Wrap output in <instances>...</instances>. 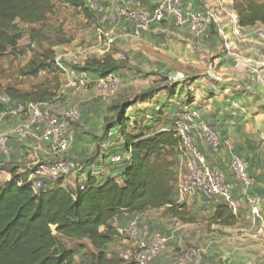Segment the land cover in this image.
Listing matches in <instances>:
<instances>
[{
	"label": "trees",
	"instance_id": "obj_1",
	"mask_svg": "<svg viewBox=\"0 0 264 264\" xmlns=\"http://www.w3.org/2000/svg\"><path fill=\"white\" fill-rule=\"evenodd\" d=\"M57 5H66L73 11H79L87 19L94 15L81 0H0V59L8 54H16L26 36L30 42L29 48L49 42L38 26L48 22ZM233 11L242 29L259 25L264 27L262 1L234 0ZM201 13L207 17L206 12ZM25 26L31 28L27 33L23 29ZM210 30L211 39L216 34L219 37L213 20ZM69 43L67 38L62 37L52 47ZM127 61L117 59L115 54L108 51L101 57H90L82 64L67 67L93 86L94 82L110 76L119 81L117 76L129 68ZM58 70L57 54L53 49H45L40 57L31 60L29 66L23 69L22 75L35 78L42 72L56 74ZM178 87L168 86L170 95L167 101L181 95ZM4 96L9 103L0 104V113L7 112V116L9 108L20 106L28 109L30 105L46 104L56 97L40 86L25 92L6 88ZM154 98L153 90H150L136 96L134 100L110 108L113 116L105 118L104 130L110 133L117 129L120 132L117 143L122 141L119 147L113 148V158L121 159L118 163H111L115 167L113 171L117 172L115 176L100 178L95 175L97 171L90 170L84 180L77 181L75 187L66 185L64 179L54 183L53 188H47L48 182L45 181L44 187L35 192L27 174L18 175L15 169L11 170V180L0 186V264H75L77 254L67 248L65 240L88 241L92 247L90 264H138L136 261L124 263L107 256L106 249L120 236L119 227L114 226L116 220L131 222L137 217L140 219L146 212L163 210L168 217L183 224L197 223L186 202L178 200V170L187 157L182 150V140L176 125L192 110L198 111L201 119V112L192 105L189 109L176 110L171 105L176 106L177 102H165L157 110L149 111L150 119L138 122L137 118L141 114L136 115L132 110L138 103ZM166 113L169 114L168 118ZM134 114L136 119L132 120ZM203 124L219 137L216 131ZM128 126L133 127V132L128 130ZM199 135L200 130L197 129L195 144L207 159L199 147ZM224 142L227 141L221 140V143ZM1 167L9 169L11 166L7 164ZM222 173L232 186L234 196V186L228 174ZM234 179L240 183L235 176ZM246 190L248 196H256L252 187ZM201 197L207 202L216 200L210 218L212 224L227 227L238 224V217L225 201Z\"/></svg>",
	"mask_w": 264,
	"mask_h": 264
},
{
	"label": "rangeland",
	"instance_id": "obj_2",
	"mask_svg": "<svg viewBox=\"0 0 264 264\" xmlns=\"http://www.w3.org/2000/svg\"><path fill=\"white\" fill-rule=\"evenodd\" d=\"M81 1L87 2V0ZM107 25L108 26L100 24L99 19L94 15L93 18L87 19L79 11H72L71 8L66 5H57L55 13L49 17L48 22L45 25L38 26L42 28L49 42L40 43L34 48H29L30 42L28 36H26L22 40L16 54H8L0 59V93L4 95V90L6 88H16L25 92L32 90L36 86H40L56 96L55 99L47 103L48 107H50L53 112L64 113L65 111H76L79 114L78 119L74 120L71 125V129L75 135L74 140H77L79 134L82 136L90 135L91 133H89L88 130L91 129L94 133L91 134V136L101 142L104 138H111L109 133H106L104 130L105 118L107 116L109 118L113 116V114L110 113V108L115 104H124L127 101L134 100L136 96L150 90H153L155 96L161 95L167 98L170 95V90H167L168 86H175L177 88L179 85L178 89L181 93L185 94V91H188L190 95L194 96L197 93V89L204 91L201 86L194 84V80L186 79L185 75H189L192 78L196 72L199 74L204 73L208 70L212 58H205L207 65L197 68V66L192 63L182 64L176 60H171V58L165 54V51L161 49L150 50L144 48L142 49V53L138 50L142 47L141 45L140 47L139 45H134L130 37L113 31L115 28L113 25ZM23 29L27 33L31 28L25 26ZM229 33H231V31H229ZM62 37L67 38L71 43L52 47V45L58 43L59 39ZM232 38L233 37L229 38L228 41L222 39L223 45H225V43L226 45H230L229 40ZM45 49H53L55 51L57 59L60 60L67 72L59 67L60 70H58L56 74L42 72L35 78L23 76V69L29 66L31 60L40 57ZM227 49L225 47L224 51H221V55H224L226 59L232 63L233 55H231L232 53L229 54ZM107 51L115 54L116 58L119 60H128L129 68L121 72L120 76H117L120 84L114 94L105 97L101 96L98 89L89 84H87L85 89H80L79 84L82 80H76V74L69 71L67 66L82 64L90 57H101ZM235 55L234 57H240ZM177 76L180 77V81H173V78ZM184 85H186V89L183 88ZM162 92H164V94ZM147 104L150 105L149 103ZM19 107L9 108V116L0 121V127L4 124H8L9 126H14H11V128L14 129L19 125H24L31 121V115L29 113L14 114ZM144 107L148 106L144 105L141 109ZM190 107L191 106H189L188 109ZM101 110L105 113L103 123L99 120L96 121L98 117L95 113ZM132 111H135L136 115L141 114L137 118L138 122H141L143 119H145L144 121L150 119L149 112L147 111L143 110L145 114H143L144 112L142 110L133 109ZM166 117H169L168 113H166ZM131 119H136L135 114L132 115ZM128 127V130L133 132V127ZM7 132L8 131L5 129L3 131L0 129V135L9 134ZM98 132H102L101 135L94 136L95 133ZM113 134L118 135L117 137L120 139V132L118 133L117 129ZM22 136L26 138L29 137L26 134ZM13 141L15 146L18 145V140L14 137H10L9 142ZM118 144H122V141H118V143L109 148V150L113 148L116 149V147H119ZM8 148L7 145L5 152L0 153V167L2 161H6L7 157H9L10 153L8 152ZM69 152L67 154H70ZM93 155L94 153L89 156L87 155L81 162L78 161V159H71L72 162L75 161L78 163L79 169H83L80 171V175L84 173L85 165L89 163L93 164L95 159ZM69 156L71 157L72 155ZM111 156L112 158L110 159L109 165L115 168L114 165L111 164L115 157L113 158V154ZM63 159L68 161L66 157ZM2 170L3 169H1V171ZM183 173L184 162H182L178 170L176 183ZM75 177L78 178L79 176L73 173L70 177L65 179V181L69 179L73 182L75 181ZM234 183L235 182H233L232 185H234ZM236 184L241 187L240 183L236 182ZM240 187L238 188L239 195H241L238 198L239 209L236 214L238 217V224L236 226L227 227L211 223L210 218L213 213L212 210L210 211V208L213 209V202L216 200H209L212 206L209 204V208L207 209L203 207L195 208V204H193L188 197L185 202L190 214L195 217L197 223L183 224L168 217L163 210L146 212L139 219L136 235L132 237L122 236L120 234L115 242L106 249L107 256L110 259H117L124 263H132L137 261L145 250H150L158 240L165 238L168 240L166 246L154 255L150 264L263 263L264 238H262V236L259 238L254 237L255 229L251 222L250 206L247 200L244 199L245 196ZM201 201L205 202L204 199H201ZM221 201L223 200L221 199ZM122 221L124 220L121 219L119 222L116 220L114 223L115 227H119V232L128 229L131 223L129 221L123 223ZM64 242L67 248L76 252L75 264H90L89 253L92 251V247L88 241L65 240ZM142 243L147 246V249L144 250L141 248ZM229 249L231 251H229Z\"/></svg>",
	"mask_w": 264,
	"mask_h": 264
},
{
	"label": "crops",
	"instance_id": "obj_3",
	"mask_svg": "<svg viewBox=\"0 0 264 264\" xmlns=\"http://www.w3.org/2000/svg\"><path fill=\"white\" fill-rule=\"evenodd\" d=\"M96 1L102 3L109 11L126 6L121 0ZM260 1L264 3V0ZM184 2L187 6H192L194 11L214 15L217 31L219 29H224L228 33L231 31L230 16L235 15L233 11L234 0H184ZM133 7L150 9L152 4L136 0ZM94 16L102 24L100 17L95 14ZM102 25L108 26L107 24ZM111 25L115 27L113 31L130 37L134 45H139V47L141 45L142 47L138 50L142 53L144 48L150 50L161 49L165 51V54L171 60H176L182 64L192 63L197 68L207 65L205 58H212L208 70L204 73L199 74L196 72L192 78L185 75L186 79L194 80V84L201 86L204 91L197 89L195 96L185 91V94L181 93L179 97L170 101H167L165 96H155L153 100L138 103L134 109L149 112L157 110L160 104L165 102L169 104L177 102L176 106L171 105V108L173 107L176 110L187 109L191 105L197 107L201 112L200 123H205L218 133L222 141H227L231 145V150L222 145L221 149L216 152L207 143L199 142V147L207 156L208 164L214 170L227 173L229 181L235 182L233 185L234 197L239 202L238 198L241 194L239 195L238 188L240 186L236 184L229 164L233 156H238L247 163L250 176L255 179V185L252 187L254 194L261 198L264 222V42L254 33L256 29L263 26L243 29L247 33L245 40L232 38L230 39V45H226V43L223 45L222 39L217 34L210 40L197 38L186 27L177 26L172 19L163 23L152 24L139 37L134 36V27L126 21H118ZM225 47L226 49L229 48L227 49L229 54L240 56L239 58L243 62L240 68H236L224 55H221V51H224ZM75 78L76 80L82 79L77 74ZM183 88L186 89V85ZM162 93L164 94V92ZM187 94H189V98H187ZM144 105L148 107L141 109ZM95 114L98 117L96 121L99 120L103 123L105 113L101 110L100 112L96 111ZM11 126L4 124L0 127L2 131L7 130V133L11 135L10 137L18 140L16 146L14 141L8 143L10 154L6 161H2V165L10 164L11 167L0 171V186L11 180L12 169H15L18 175H28L32 169H37L38 166L47 165L55 160L66 157L70 162H72V158L81 162L87 155L93 153L95 158L93 164L85 165L84 173L80 175V171L83 170L80 169L79 172L75 173L79 177H75L73 182L69 179L66 180L64 182L66 185L75 187L77 181H82V178L84 180L90 170L97 171L95 175H99L100 178L117 174L116 171H113L115 168H110L109 165L113 154V149L109 150V148L117 144L116 139L118 138V135L113 134L114 130L109 133L111 138H104L103 141L99 142L91 136L94 133L90 129L88 130L91 133L90 135L82 136L79 134L77 136V140H74L70 145V152L59 153L55 151L53 145L44 142L43 130L34 126L31 130L17 136L13 134ZM101 133H95L94 136H100ZM25 134L29 137L22 136ZM68 152L70 154H67ZM73 163L78 165L75 161ZM53 187L54 183H47V188ZM240 189L243 191L244 199L248 202L250 196H248L247 190L243 186ZM201 199H203L201 196L189 198L195 204V208H209L211 202L208 203L205 200V202H202ZM212 208L214 209V205ZM122 222L124 223L125 220ZM262 238H264V234ZM229 251L231 250L229 249ZM261 264H264V262Z\"/></svg>",
	"mask_w": 264,
	"mask_h": 264
},
{
	"label": "built area",
	"instance_id": "obj_4",
	"mask_svg": "<svg viewBox=\"0 0 264 264\" xmlns=\"http://www.w3.org/2000/svg\"><path fill=\"white\" fill-rule=\"evenodd\" d=\"M136 0H121L126 5L109 11L102 3L94 0H87L86 4L90 11L98 15L102 24H114L118 21H126L134 27V36L139 37L143 31L149 29L152 24L163 23L166 20L172 19L179 27H186L188 31L197 38L205 40L211 39L210 22H215V17L212 14H207L194 11L192 6H187L184 0H139L142 2H149L152 8H136L133 4ZM230 24L232 26L231 33L224 29H219L218 34L221 39L225 41L231 37L238 40H245L247 33L239 26L238 18L235 15L230 16ZM255 34L261 41L264 42V27L255 30ZM230 41V40H229ZM232 63L236 68L243 65L239 57L232 56ZM57 65L67 72L62 66L59 59ZM173 81H180V77H174ZM119 81L110 76L107 79H101L94 82V87L98 89L101 96H108L114 94ZM87 82L82 80L79 84L80 89H85ZM7 104L9 100L0 93V104ZM31 115V121L24 125H19L13 129V134H24L31 130L34 126L43 130L44 142L50 143L54 146L56 152L66 153L71 143L74 141L75 135L71 129V122L78 119L79 114L76 111H65L64 113H55L46 104L30 105L28 109L19 107L14 114ZM8 113H0V121L7 117ZM200 113L192 110L189 114L184 115L180 121L177 122L176 131L182 140V150L187 159L184 162V173L177 181V191L179 194V202L183 203L186 199L193 196H206L208 198L222 199L227 203L234 215L237 214L239 205L234 199L232 186L227 182L225 175L217 170L211 168L206 157L197 148L195 144V132L200 130V142L207 143L214 151L218 152L222 145L231 150L229 142L221 143L219 137L213 133L204 124L200 123ZM10 134L0 135V153L5 152L9 143ZM120 157H115L113 162H120ZM230 171L240 184L245 189H250L255 185V179L252 178L248 171V165L243 160L232 157L229 164ZM79 165L65 161L63 159L55 160L47 165L38 166L37 169H32L28 174L29 182L32 183L35 192L40 191L44 187V183H57L60 180L67 179L73 173L79 171ZM1 171V167H0ZM84 189V186H81ZM251 211V222L255 229L256 236L261 237L264 234V222L262 217L261 198L254 196L248 199ZM139 224V218H135L129 224L128 229L120 231L123 236L136 235ZM168 240L163 238L157 241L150 250L142 243L141 248L145 252L136 261L138 264H150L154 255L161 249H164Z\"/></svg>",
	"mask_w": 264,
	"mask_h": 264
}]
</instances>
